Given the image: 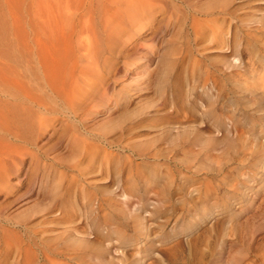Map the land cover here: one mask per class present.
Instances as JSON below:
<instances>
[{"label": "rangeland", "instance_id": "374dc122", "mask_svg": "<svg viewBox=\"0 0 264 264\" xmlns=\"http://www.w3.org/2000/svg\"><path fill=\"white\" fill-rule=\"evenodd\" d=\"M90 1L0 0V86L29 80L11 46L17 27L26 40L25 27L45 21L46 8L66 22ZM226 9L218 44L195 41L189 21L166 29L163 11L117 39L86 131L97 144L113 140L111 152L130 157L140 175L118 174L116 160L104 178L87 168L86 191L114 206L80 214L89 237L78 236L71 219L79 211L67 208L78 196L63 195L60 176L74 174L81 148L61 125L49 130L37 145L57 157L56 171L40 183L29 159L19 161L0 189V264H25L7 247L38 245L41 230L46 247L61 253L87 240L84 264H264V1L232 0Z\"/></svg>", "mask_w": 264, "mask_h": 264}, {"label": "bare ground", "instance_id": "6f19581e", "mask_svg": "<svg viewBox=\"0 0 264 264\" xmlns=\"http://www.w3.org/2000/svg\"><path fill=\"white\" fill-rule=\"evenodd\" d=\"M93 1L89 2L87 12L83 11L85 5L80 2L79 7L77 5V13L73 15L74 19L65 18L66 22L57 21V18L54 20L52 10L46 8L45 21L37 23L33 20L29 21V24L26 23L25 30L28 29L26 40L20 39L22 37L19 35L20 26L17 27L11 46L14 58L24 59L29 73V84L0 86V189L19 161L29 159V164L34 166L31 169L35 170L33 173H39L37 177L40 178V183L53 170L56 171L57 157L47 155L38 147L37 141L41 140L49 130L56 133L57 125H61L60 130L62 127L68 144L81 148L77 155L79 160L72 166L74 174L60 176V181H65L63 195L66 196L67 191L71 189L75 196H78L75 202L67 204V208L71 211L74 209L79 211L78 218L72 216L71 225L75 229V234L81 237H89V234L83 233L80 228V214L81 217L84 214L87 218L89 215L96 217V212L103 210L104 206L108 208L114 206L112 203L109 204L110 198H97L95 193L86 191L85 179L89 176L86 169L92 168L93 173L100 174L104 178L106 174L111 173V165L116 160L113 165H116L118 174L127 171L126 176L129 180L133 178L134 172L135 175L136 173L140 175L138 173L140 167L135 166V168L130 157L119 159L111 152L113 140L98 135L100 144H97L91 141L90 128L91 133H87L91 123L88 121L87 126V119L96 111V106L99 104H94L97 96H94L97 91L96 84L104 74V66L113 53L112 49L117 39L127 31L131 35H134V31L139 33L142 21L148 22L147 20L155 17V13L163 11L165 15L162 22L166 29L169 27L173 29L177 24L184 27L189 21L195 41L205 39L210 44H218L221 35L217 25L223 20L222 15H229L226 7L232 2V0H192L186 1L183 7L184 5H179L182 0H96V3ZM167 8L170 11H164ZM21 46L23 50H20ZM232 61L238 60L232 58ZM193 64L196 66L195 62ZM193 68H190V71ZM206 80H210L212 84L215 82L210 79L209 74ZM101 97L103 98L102 95ZM104 97L107 99L106 95ZM87 106L91 107L87 108ZM49 161L51 164H47ZM116 197L128 199L125 193ZM52 212L59 213L58 210ZM32 234L35 235V232ZM43 235L44 231L41 230L38 245L30 243L21 247L16 244L14 247H7V251H14L17 257H24L25 264H84L81 258L84 255L82 251L87 248V240L81 238L75 242L71 250L61 253L57 248L46 247Z\"/></svg>", "mask_w": 264, "mask_h": 264}]
</instances>
